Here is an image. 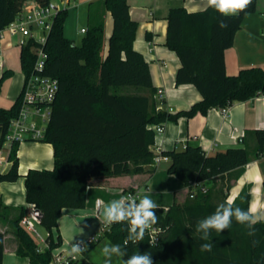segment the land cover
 I'll return each mask as SVG.
<instances>
[{"label":"trees","instance_id":"trees-1","mask_svg":"<svg viewBox=\"0 0 264 264\" xmlns=\"http://www.w3.org/2000/svg\"><path fill=\"white\" fill-rule=\"evenodd\" d=\"M27 0H0V30L6 28L20 13ZM46 5L50 0H36ZM256 0L235 16H224L211 7L189 11L184 6L172 7L167 16L166 45L174 50L180 65L176 83L193 84L202 99L188 109L175 113L157 109L152 74L142 52L135 49L138 22L131 17L128 0L90 1L88 24L80 44L65 35L69 9H63L54 19L46 42L29 38L21 45L20 62L25 78L32 72L36 53L42 45L47 53L45 73L59 80V91L51 110V118L42 141L54 149L52 168H30L19 171V145L14 147L13 163L0 172L2 182L25 179L26 201L43 213L40 224L48 231L47 247L40 248L33 234L22 226L27 213L20 207L11 220L12 232L18 244L16 253L27 257L29 264H51L53 249L62 245L53 229L64 208H84L87 189L92 178L153 173L152 146L156 142L153 124L179 116L206 114L213 107L232 105L264 94V69L261 66L242 68L229 75L225 51L232 46L244 16L256 9ZM111 13L113 31L106 41L105 15ZM220 22L227 24L221 28ZM14 71L6 69L0 75V92L4 81ZM22 93L9 107L0 106L3 129L20 111ZM156 102V103H155ZM256 150L232 147L208 155L200 145H187L183 150H167L170 157L168 173L179 178L188 189L193 181L212 178L243 167L253 157L264 155V128L254 130ZM128 190H125V192ZM209 192V189H208ZM197 190L195 197L171 205H158L157 226L162 234L159 243L152 244L147 233L143 240L124 241L129 222L106 225L96 241L107 239L119 244L128 259L134 253L151 254L153 264H264V220L253 225L254 234L233 218L229 229L217 233L210 230L207 241L196 231L197 222L215 212L211 193ZM250 187L242 189L233 201L234 207L250 211ZM127 203V201H125ZM137 203L139 201L137 200ZM4 209L0 200V212ZM5 232L0 230V264L5 252ZM211 243V251H201V244ZM63 264H75L71 261Z\"/></svg>","mask_w":264,"mask_h":264},{"label":"crops","instance_id":"crops-1","mask_svg":"<svg viewBox=\"0 0 264 264\" xmlns=\"http://www.w3.org/2000/svg\"><path fill=\"white\" fill-rule=\"evenodd\" d=\"M90 1L92 0L88 2ZM256 1L258 2L256 9L244 16L232 46L225 51V65L229 75L237 74L242 68L251 66H261L264 69V0ZM128 2L131 17L138 22L134 47L145 56L154 86L157 90L159 88L164 90V107L170 108V112L173 113L190 108L202 99V94L193 84L176 83V73L181 62L178 54L166 45L167 16L169 10L176 6H184L189 11L203 10L208 7L207 0H128ZM71 4L75 7L76 3ZM108 26L110 30L111 27L113 29V19L105 16L107 42L112 31L108 30ZM20 40L19 33L13 34L10 31H4V36L0 38V71L15 69L18 72L17 82L14 83L15 78L9 81L7 99L11 104L9 106L0 104L1 107L9 108L17 99L21 88L19 74L23 71L21 62L18 63L16 59L21 53ZM157 98L156 108L159 104ZM164 124L165 132L157 141H162L165 151L183 150L187 145H200L208 155H212L228 148L246 146L253 153L257 147L254 130L264 128V94H258L246 101L234 102L227 117L223 116L220 107H213L206 114L197 113L189 118L179 116L177 121L168 120ZM40 147L45 153L38 152ZM18 157L19 171L22 175L30 168H52L54 165L53 146L44 141L29 140L20 143ZM169 162L163 161L155 165L156 170L153 173L92 178L87 189L86 206L64 208L58 219V226L53 229L54 234L60 235L62 244L68 246L77 240L95 236L99 230L101 233L105 226L102 217L103 206L110 201L121 199L128 193H134L139 201L142 198L140 193L143 186L153 191V195L144 193V196H148L157 205L168 206L174 201H182L188 187L182 181L178 182L175 175L168 173ZM158 176L165 177L166 181L173 185L167 187L169 191L165 192L168 195L172 190L171 202L168 204L161 202L160 194L164 193L158 187L160 180ZM203 184L212 185L214 188L212 196L214 203L229 200L233 202L243 188L250 187V211L253 215L264 217V155L253 157L243 167L218 175ZM26 192L23 176L15 182L0 184V200L4 206L0 212V230L5 232L6 240L3 264H29L27 257H21L16 253L18 241L10 223L18 214L20 207L26 208V212L30 210L32 203L26 201ZM37 225L42 229L41 232L37 226L42 243L36 239V235L34 238L40 248H45L48 231L40 222ZM106 243L109 241L103 239L88 244L87 249L78 254L75 264H104L105 257L101 255V249ZM118 259L121 258L112 255V264H119ZM122 259L127 260L125 256ZM51 264H55L54 261Z\"/></svg>","mask_w":264,"mask_h":264},{"label":"built area","instance_id":"built-area-1","mask_svg":"<svg viewBox=\"0 0 264 264\" xmlns=\"http://www.w3.org/2000/svg\"><path fill=\"white\" fill-rule=\"evenodd\" d=\"M72 0H50L46 5H40L36 0H27L20 13L4 29L0 30V38L4 36V31L19 33L21 35L20 45L26 44L29 38H34L41 44L46 42L47 36L52 29L53 22L58 13L63 9H69ZM41 31V32H39ZM86 31V27L82 28ZM36 53L35 64L32 72L25 78L22 89V100L19 114L13 118L6 129L0 125V172L6 171L13 163L12 153L14 147L24 141H42L51 118L52 103L58 95L59 80L49 76L44 71L46 69L47 53L42 45L34 48ZM159 104L157 109L166 108L164 90L159 88L156 93ZM231 105L220 107L223 116L227 117ZM168 109V108H167ZM170 111V108L168 109ZM165 122L153 124L152 128L156 133V142L152 146L154 152V165L163 161H170V157L165 152L162 141L157 138L165 132ZM196 138V136H194ZM197 190L207 193L208 187L200 181H193L192 189H189L190 197H195ZM136 196L134 193L125 194ZM123 196V197H125ZM36 206L31 204L30 210L22 217L21 224L32 234L41 236L37 229L38 221L35 214ZM162 227L153 225L146 233L152 244L159 243L162 234ZM96 240V236L86 240H77L81 248L91 244ZM70 248L65 252L53 254L55 264L73 262L78 259V254H70Z\"/></svg>","mask_w":264,"mask_h":264},{"label":"clouds","instance_id":"clouds-1","mask_svg":"<svg viewBox=\"0 0 264 264\" xmlns=\"http://www.w3.org/2000/svg\"><path fill=\"white\" fill-rule=\"evenodd\" d=\"M252 3V0H207V5L224 16H235L244 12ZM221 28H226L227 24L220 22ZM127 201V203H125ZM102 203V202H98ZM158 205L148 196L139 199L132 195H127L119 200H113L105 204L102 209V217L106 225L120 224L124 221L129 222L128 235L124 241L125 245L129 241L133 243L143 240L147 230L158 223L156 209ZM233 218L241 225H246L250 231L249 235L254 234L253 225L264 220V217L256 216L251 211H245L239 207H234L229 200L217 206L215 212L197 222L196 231L202 233L201 239L207 241L210 230L221 233L232 226ZM87 249V245L81 248L79 243L71 244L70 254H79ZM211 243L201 244V251H211ZM101 255L105 257L104 264H112L111 256L115 255L119 264H153L151 254L134 253L127 260L122 258L126 255L119 244L106 243L101 249Z\"/></svg>","mask_w":264,"mask_h":264},{"label":"rangeland","instance_id":"rangeland-1","mask_svg":"<svg viewBox=\"0 0 264 264\" xmlns=\"http://www.w3.org/2000/svg\"><path fill=\"white\" fill-rule=\"evenodd\" d=\"M88 1L89 0H78V1H74L73 0L72 3H76L75 4V7L74 6L71 7V9L69 11V16H68V18H67V20L65 22V27H64L65 28L64 29L65 35L68 36L69 38L74 39L77 44H80V42L82 40V37L84 35V31L83 32L81 31L82 28L86 27L87 24H88V17H87V10H88V7H89V2ZM92 1H94V0H92ZM95 1L98 2L100 0H95ZM105 16H108L109 19L112 18L110 12H107ZM108 30H110L109 29V26H108ZM111 30H112V27H111ZM112 31H111V33H112ZM39 32H41V31H39ZM16 59H17L18 63H20V61H21L20 60V57L18 56ZM1 74H2V71H0V75ZM17 74H18V72L14 69V73H13L12 77H9V78H7L4 81L3 88H2V90L0 92V104L1 105L9 106L11 104V101H8V99H7L8 90H9V87H10L9 81L11 80V78H15L14 83L17 82ZM19 75H20V80H21V88L18 91L17 97L20 95V92H22V88H23L24 83H25V75H24V73L21 72ZM42 149L43 148L40 147L38 149V152L41 153L42 151H44ZM42 153H45V151L42 152ZM158 178L160 179L159 180V183H158V187L164 193V194H160V196H161L160 197L161 202L163 204H168L169 202H171L170 201L171 200L170 197H172L171 196L172 195V190H170L171 192L168 195H166L165 192L167 190L169 191V189H167V187L170 188L173 185H172V183H168L166 181L165 177H163V176H158ZM175 179L178 182L179 181L181 182V180L179 178L178 179L175 178ZM207 187L209 188V192L208 193H211L212 196H213V194H214V188L212 187V185L211 186L209 185ZM144 193L150 194V196L153 195V191L151 189H150V191L147 190L145 186L142 187V190H141V193H140V195L142 196V198L144 196ZM188 195H189V189L183 195V197H182L183 200L181 202H183L186 198H188ZM38 228H39V226H38ZM39 230L41 231L42 229L39 228ZM97 234L98 235L100 234V230L98 231V233L95 234V236H97ZM34 235H36V234L33 233V236ZM35 237H37L36 239L38 241H40V243H42V241L40 240V237H38L37 235ZM97 238L98 237H96V239ZM83 240H85V239H83ZM69 248H70V245L66 246V245H63L62 244L61 246L53 249V254H59L61 252H65V250L67 251Z\"/></svg>","mask_w":264,"mask_h":264},{"label":"water","instance_id":"water-1","mask_svg":"<svg viewBox=\"0 0 264 264\" xmlns=\"http://www.w3.org/2000/svg\"><path fill=\"white\" fill-rule=\"evenodd\" d=\"M35 214H36V217H37L38 221H41L42 216H43V213L41 212V210L36 208Z\"/></svg>","mask_w":264,"mask_h":264}]
</instances>
